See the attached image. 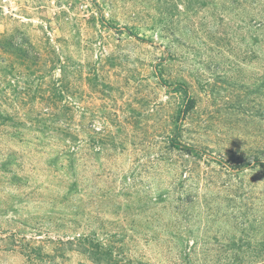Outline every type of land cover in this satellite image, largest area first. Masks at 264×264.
<instances>
[{
    "label": "rangeland",
    "instance_id": "obj_1",
    "mask_svg": "<svg viewBox=\"0 0 264 264\" xmlns=\"http://www.w3.org/2000/svg\"><path fill=\"white\" fill-rule=\"evenodd\" d=\"M0 264H264V0H0Z\"/></svg>",
    "mask_w": 264,
    "mask_h": 264
},
{
    "label": "trees",
    "instance_id": "obj_2",
    "mask_svg": "<svg viewBox=\"0 0 264 264\" xmlns=\"http://www.w3.org/2000/svg\"><path fill=\"white\" fill-rule=\"evenodd\" d=\"M183 93H184V96H185V99H184V101H185V108L182 110V113H185V112H187V110H188V106H187V105L190 104L191 99L187 96L185 90L183 91ZM189 107H190V105H189ZM172 142H173L172 145H173L174 147H177V148L180 147L178 144H176V143L174 142V138L172 139ZM184 149H186V151H188V152L191 151L190 149H187V148H184Z\"/></svg>",
    "mask_w": 264,
    "mask_h": 264
}]
</instances>
